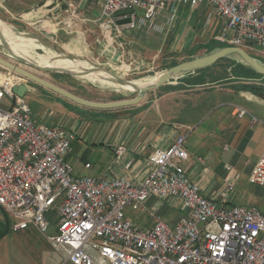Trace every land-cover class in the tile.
Returning <instances> with one entry per match:
<instances>
[{
    "label": "built area",
    "instance_id": "1",
    "mask_svg": "<svg viewBox=\"0 0 264 264\" xmlns=\"http://www.w3.org/2000/svg\"><path fill=\"white\" fill-rule=\"evenodd\" d=\"M204 5L211 8L207 20L223 21L219 41L264 51V0H101L100 27L111 35L164 10ZM126 9L133 12L116 16ZM126 17L131 22L118 23ZM79 19L78 9H66L62 23L77 26ZM29 83L15 71L0 69V207L11 216L13 231L33 226L48 239L58 253L49 264H264V211L233 202V176L215 195L206 194L187 171L188 134L166 148L155 146L141 179L78 175L68 160L74 131L39 118L26 95L14 92L20 85L30 90ZM236 111L239 117L247 114L241 107ZM127 150L125 144L115 147L117 162L125 161ZM84 166L92 168L90 162ZM124 168L131 172L133 161L124 162ZM225 168L233 170L229 164ZM250 181L264 187V152ZM146 204L154 222L141 228L126 209ZM56 206V233L48 234L49 213ZM165 207L178 218L163 217Z\"/></svg>",
    "mask_w": 264,
    "mask_h": 264
},
{
    "label": "rangeland",
    "instance_id": "2",
    "mask_svg": "<svg viewBox=\"0 0 264 264\" xmlns=\"http://www.w3.org/2000/svg\"><path fill=\"white\" fill-rule=\"evenodd\" d=\"M89 5L90 2L83 9H89ZM97 10L99 11L100 8L98 7ZM141 14L142 12L140 11ZM87 17L91 18L93 16L89 15ZM205 18H208V16L206 15ZM205 18L204 14L199 13V8L192 9L187 6H181L177 13L164 10L153 20L140 18L135 27L126 28L122 32H113L108 39H105L104 35H102L103 32L99 25L100 21H88L90 22L88 23V28L91 30L89 33L92 40L98 38L103 47L113 41L112 44L116 50L132 52V54H126L122 58V53L118 54V60L114 61L118 51L115 54L111 51H105L104 53L96 46L97 43L92 42V48H89L85 53L81 51L75 52L74 49H77V47H73L71 42L65 43L66 48L61 46V42L55 41L48 35L47 31L50 30V24L47 22L38 27L37 25H32L38 22L27 24L17 19L5 20L6 18H1L0 16V19L11 25L15 32L38 38L56 53L89 64L94 68L108 70L127 81L155 76L173 65L229 46L216 38L220 32L212 34L207 32L209 29L205 31ZM210 24L215 30H220L223 25L216 17L212 19ZM73 26L76 27L75 25ZM201 30L204 33L196 37L195 33ZM93 34H96V37ZM9 49L0 42V57L21 68L30 70L83 98L96 101H114L133 98L137 95L136 91L117 89L99 82H92L77 73L45 71L31 65L18 63L17 58L12 57ZM37 51L42 53L41 49H37ZM100 52H102V55H100ZM249 52L264 64V51L258 52L249 49ZM2 68L4 66L0 65V69ZM53 69L60 70L58 68ZM217 78H219L218 81H211ZM202 81L205 83H202ZM29 84L33 85L37 91H28L26 98L32 107L35 110L38 109L39 113H41L36 94L47 89H42L43 86L33 81H30ZM245 96L258 97L263 100L264 76L252 72L241 58L233 55L226 57L208 69L187 73L181 77L174 78L158 89L148 91L142 101L133 106L95 109L76 102L73 103V101H67L68 99L61 95H56L55 98L50 97L49 100L53 111L49 112V117L51 115L52 117L51 119H42L52 123H62L74 131L75 140L71 156L77 165H74L75 171L78 172V166L88 162V155L94 148L103 143L112 145L115 135L120 130L127 131L128 128L135 125L137 127L145 124L156 126L158 122L162 121L171 124V122H179L180 118H183L185 121H189L191 123L190 126L195 129L194 133L188 134L186 144L189 141L195 143L202 139H206L207 142H217L219 138L218 143L222 145V140L225 141L228 137L221 135L220 130L216 129L218 126L215 123L218 115L216 116L215 112L211 111L206 114V111L213 107L214 110H218L225 106L223 110L226 111L227 115L229 110L232 119L237 120L240 117L237 113H234L237 106L236 103L242 104ZM254 98L252 99L253 101L244 102L242 105L247 107L250 115H255L264 124V103L259 99L254 100ZM61 109L63 110L58 111ZM39 113L38 117L41 116ZM249 113L246 114L247 117H250ZM197 117L200 118L194 123V119ZM260 132L256 135L250 131L240 136L241 141L238 140L239 144L236 147H231L228 151H224L220 158L221 161H226L234 168L232 172L235 175V190L231 193L233 202L242 205H256L264 211V187L253 184L250 181V175L256 164V159L264 147V125ZM243 139L244 141L242 142ZM93 154L90 156L95 157ZM57 206L49 213L51 227L48 234L56 233L57 223L59 222ZM146 207L144 209L127 207L126 209L127 217L141 228L151 227L154 222V218L150 213V204H146ZM160 214L166 218L174 217L171 221L178 218V216H174L177 213L171 211L168 207H165L164 210L162 209ZM0 217L3 222L10 223L12 226L11 216L5 209H0ZM11 226L10 230L13 235L9 237L20 241L24 258L22 264H48V257L41 253L42 247L48 248V239L43 234L32 230V228L13 231ZM50 250L54 256L58 254L52 245ZM66 264L74 263L67 262Z\"/></svg>",
    "mask_w": 264,
    "mask_h": 264
},
{
    "label": "crops",
    "instance_id": "3",
    "mask_svg": "<svg viewBox=\"0 0 264 264\" xmlns=\"http://www.w3.org/2000/svg\"><path fill=\"white\" fill-rule=\"evenodd\" d=\"M101 0H0V16L1 18H6L5 20L17 19L21 20L27 24L30 22H38L32 25H37L40 27L44 23L50 24V30L47 31L48 35L52 37L57 42H61V46H65V43L71 42L73 47H77L74 49L76 52H87L89 48H92L91 44L97 43L96 46L105 53V51H111L115 54L116 48L113 46V41L109 44H106L103 47V44L98 38L92 37L89 33L90 28H88V21L98 20L100 17V8ZM90 2L89 9H83L84 6H88ZM66 9H78L80 14V19L78 21V25L76 27H69L66 24L62 23V18L66 15ZM95 10V11H94ZM202 10V11H201ZM211 8L208 5H204L199 8V13L204 14V18L209 14ZM59 12L58 15H55ZM89 12V13H88ZM98 13V14H97ZM86 14V15H85ZM93 17H87V16ZM194 15V14H193ZM216 17L218 20L223 23L221 18L218 16H213L209 20L205 18L206 29H209L208 33H219L221 29L215 30L214 27L210 24L212 23V19ZM100 25V24H99ZM209 25V26H208ZM208 27V28H207ZM101 28V27H100ZM204 31H199L195 33L198 35H202ZM96 37V34H93ZM104 35V34H102ZM110 34L104 35L105 39H108ZM66 48V46H65ZM115 49V51H113ZM100 52V55H102ZM98 53V52H96ZM122 53V54H121ZM118 54H121V58L125 57L126 54H132L129 51H118ZM114 58V57H113ZM115 59V58H114ZM194 73V72H193ZM186 75V74H185ZM42 86V85H41ZM42 92H38L37 98L39 102V109L42 111L39 113V110H35L33 107V112L35 115L40 118H48L51 119L52 115L49 117V112L53 111V108L50 103V97H56V95L60 96V94L46 88L43 86ZM29 91H37V89L32 85ZM62 96V95H61ZM64 97V96H63ZM66 98V97H65ZM254 97L245 96L244 102L253 101ZM68 99V98H66ZM259 99L262 103H264V98L261 100L258 97H255L254 100ZM67 101H71L68 99ZM74 103V101H73ZM228 103V102H226ZM242 103V104H243ZM242 104L236 103V109L238 107L248 109ZM43 106H45L43 108ZM225 106L219 108L218 110H214L213 108L207 109L206 114L208 112H215L217 117L216 119V127L217 130H220V134L226 136L227 140H222V145L219 142V138L217 142H207L206 139H202L199 142H191L189 141L186 145L190 151L191 159L187 165V171L192 176V178L200 184L206 194L211 195L216 191V189L225 182V180L229 177H234V173L228 172L225 168V164H228L226 161H221L222 153L224 151L230 150L231 147H236L239 144L240 136L252 131L256 135L261 133V129L263 128L262 120L258 119L255 115L249 113L250 117L246 115L240 117L237 120H233L231 117V113L228 110V115L224 109ZM236 109L234 113L236 114ZM58 110V111H62ZM167 113V112H166ZM168 114V113H167ZM156 115V114H155ZM201 117V116H200ZM197 117L194 119V123L200 118ZM146 118V117H145ZM190 122L185 121L183 118H180L179 122L173 121L170 123H165L164 121L158 122L157 125L152 126L151 124H145L144 126H133L128 128L127 131H119L115 137L112 145L101 144L100 146L94 148L88 155V162L92 164L91 169H87L84 166V163L79 165L78 172H74L78 175H92V176H122L127 175L131 176L136 180L141 179L148 170V157L154 151L155 146L166 148L170 146V144L175 140V138L181 134H189L194 133L195 129L190 126ZM187 128V130H186ZM190 130V132H189ZM239 140V141H238ZM244 139L242 140V142ZM241 142V143H242ZM118 144H125L127 147V153L125 155V161L132 160L133 161V169L127 171L124 168V162L119 163L116 161V152L115 147ZM225 146H229V149H225ZM220 152V153H219ZM264 152V147L260 151L256 163L259 160L260 156ZM94 153V154H93ZM93 154L95 157H91ZM72 155V154H71ZM69 156L68 160L73 164V166H77L72 159V156ZM202 158L203 160H201ZM86 163V162H85ZM256 165V164H255ZM255 167V166H254ZM215 195V193H214ZM2 208V207H1ZM0 208V209H1ZM3 209V208H2ZM12 220V219H11ZM0 221H3L0 217ZM5 222V221H4ZM3 222V223H4ZM32 230L40 233L33 226L29 227ZM28 228V229H29ZM4 230V229H2ZM0 231V234L2 232ZM26 230V229H25ZM13 232L10 230L8 233L4 231L0 236V264H22L24 258L22 256V247L20 245V241H16L14 238H10L9 236L13 235ZM48 242V241H47ZM50 243L48 242V248L42 247L41 253L48 257V261H50L56 257L53 252L50 250ZM48 263V264H49Z\"/></svg>",
    "mask_w": 264,
    "mask_h": 264
},
{
    "label": "water",
    "instance_id": "4",
    "mask_svg": "<svg viewBox=\"0 0 264 264\" xmlns=\"http://www.w3.org/2000/svg\"><path fill=\"white\" fill-rule=\"evenodd\" d=\"M63 10H66V7L63 8ZM132 9H126V10H121L116 13V16H121V15H127L129 13H132ZM59 12H57L55 15H58ZM131 17H126L124 19L118 20L119 24L123 23H128L131 22ZM3 45L9 49L7 43H3ZM10 50V49H9ZM238 56L243 60V62L248 65L250 68H252L255 72H257L260 75L264 76V64L260 62L256 57H254L252 54H250L248 51L245 49L238 47V46H225L222 47L214 52H211L209 54H206L204 56H200L197 58H194L189 61H185L176 65L171 66L170 68L162 71L158 78L147 85L140 86L136 88L137 95L133 98H127V99H120V100H114V101H96V100H90L87 98H83L63 87L60 85H57L46 78L39 76L35 74L34 72H31L30 70H26L24 68L19 67L16 64H13L9 62L8 60L0 57V65L15 71L24 77L28 78L30 81H33L37 84H40L80 105L95 108V109H114V108H121V107H126V106H133L139 104L142 99L144 98L145 94L150 91V90H155L160 88L161 86L165 85L169 81L173 80L174 78L181 77L187 73H193L196 72L197 70L212 66L218 61L222 60L223 58L230 57V56ZM17 56V55H16ZM118 57H115L114 61L118 60ZM17 62L21 64H27L31 65L33 67H36L41 70L45 71H60V72H67L71 73L70 71L67 70H56L50 67H41L37 66L36 64L27 61L25 58L22 56H17ZM118 80L126 84V79L122 78L121 76L115 75ZM14 92L17 93L19 96L24 97L26 93L29 91L28 87L26 85H20V86H14L13 88Z\"/></svg>",
    "mask_w": 264,
    "mask_h": 264
},
{
    "label": "bare ground",
    "instance_id": "5",
    "mask_svg": "<svg viewBox=\"0 0 264 264\" xmlns=\"http://www.w3.org/2000/svg\"><path fill=\"white\" fill-rule=\"evenodd\" d=\"M0 42L7 43L12 57L22 56L27 61L41 67H53L60 70H67L71 73L80 74L92 82H99L115 88L129 89L136 88L154 82L159 74L121 83L112 72L101 68L91 67L89 64L77 61L71 57L56 53L51 47L42 43L38 38L15 32L11 25L0 19ZM41 49L42 53L37 51ZM10 54V55H11ZM17 55V56H16ZM105 87V86H104Z\"/></svg>",
    "mask_w": 264,
    "mask_h": 264
},
{
    "label": "trees",
    "instance_id": "6",
    "mask_svg": "<svg viewBox=\"0 0 264 264\" xmlns=\"http://www.w3.org/2000/svg\"><path fill=\"white\" fill-rule=\"evenodd\" d=\"M229 45V44H228ZM223 59H225V58H223ZM222 59V60H223ZM221 61V60H220ZM220 61H218V63L220 62ZM217 64V63H216ZM216 64H214V65H216ZM209 67H211V66H209ZM209 67H207V68H203V69H200V70H197L196 72H200V71H202V70H204V69H208ZM250 70L252 71V72H254V73H256V74H258L257 72H255L252 68H250ZM260 75V74H259ZM219 80V78H217V79H214V80H211V81H218ZM204 81H202V83H203ZM205 83V82H204ZM1 208V207H0ZM10 226H11V224L10 223H6V222H4L3 223V221H0V231L2 230V229H4V230H2V232H1V234H0V236L2 235V233L4 232V231H6L7 233L10 231Z\"/></svg>",
    "mask_w": 264,
    "mask_h": 264
}]
</instances>
